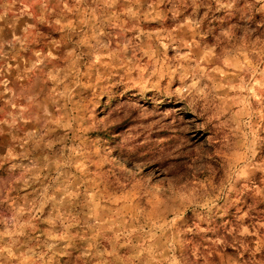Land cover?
I'll return each instance as SVG.
<instances>
[{"label": "rangeland", "instance_id": "374dc122", "mask_svg": "<svg viewBox=\"0 0 264 264\" xmlns=\"http://www.w3.org/2000/svg\"><path fill=\"white\" fill-rule=\"evenodd\" d=\"M0 264H264V0H0Z\"/></svg>", "mask_w": 264, "mask_h": 264}]
</instances>
